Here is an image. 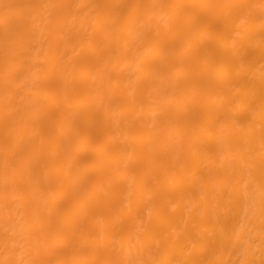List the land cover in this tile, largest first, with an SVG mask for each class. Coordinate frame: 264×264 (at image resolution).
Masks as SVG:
<instances>
[{
  "label": "bare ground",
  "instance_id": "obj_1",
  "mask_svg": "<svg viewBox=\"0 0 264 264\" xmlns=\"http://www.w3.org/2000/svg\"><path fill=\"white\" fill-rule=\"evenodd\" d=\"M0 264H264V0H0Z\"/></svg>",
  "mask_w": 264,
  "mask_h": 264
}]
</instances>
